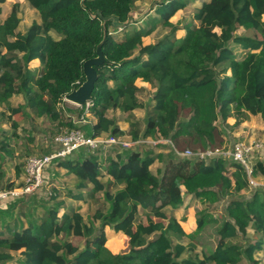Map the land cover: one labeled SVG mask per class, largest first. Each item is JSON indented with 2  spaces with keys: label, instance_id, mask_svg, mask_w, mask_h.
<instances>
[{
  "label": "trees",
  "instance_id": "trees-1",
  "mask_svg": "<svg viewBox=\"0 0 264 264\" xmlns=\"http://www.w3.org/2000/svg\"><path fill=\"white\" fill-rule=\"evenodd\" d=\"M26 1L37 11L39 22L18 31L17 2L0 20V108L6 105L8 110L0 111V122L16 127L11 116L30 108L51 120L55 129L50 140L57 133L81 128L90 137L166 139L179 151L223 146L224 127L237 126L249 115L258 114L264 126V0L203 1L192 14L196 24L185 25L180 36L179 26L170 19L185 1L162 2L152 23L166 33L147 44L142 38L151 28L136 29L122 40L112 36L117 27L128 24L134 0ZM4 2L0 0V5ZM238 27L255 32L238 35ZM230 42L241 53L229 48ZM98 44L104 61L93 66L96 80L84 115L85 103L71 108L63 96L84 81L82 64L96 56ZM34 59L40 64L36 74L28 67ZM137 80L153 88L141 123L133 116L143 107ZM14 94L22 96L23 105H9ZM186 109L190 113L183 116ZM116 110L128 116L126 132L108 116ZM205 110L210 115L202 117ZM69 115H84L86 122L75 124ZM228 118L234 119L231 125ZM15 137V131L8 133L0 126L1 159L14 154ZM172 146L163 153L145 144L139 149L116 146L108 154L81 146L54 158L50 165L74 177L69 197L82 200L89 187L86 195L92 200L101 197V207L87 219L78 209L59 215L64 200L58 199L55 188L45 196L29 194L3 203L0 264H237L242 257L257 264L253 254L263 248L262 238L245 243L233 239L244 237L247 227L264 237V188L249 186L243 167L232 160L182 157ZM155 159L162 162L156 174L150 169ZM258 169L264 170L262 161L255 162V175ZM14 171L16 176L20 173L16 164ZM3 177L0 169V189L21 184ZM181 187L206 204L189 233L166 213L181 202ZM243 189L252 192L236 197ZM227 197L218 243L208 252H196L197 236L207 224L217 222L208 205ZM140 213L143 219L137 217ZM106 227L127 236L126 253L107 247ZM71 237H81L82 245H74Z\"/></svg>",
  "mask_w": 264,
  "mask_h": 264
},
{
  "label": "rangeland",
  "instance_id": "rangeland-1",
  "mask_svg": "<svg viewBox=\"0 0 264 264\" xmlns=\"http://www.w3.org/2000/svg\"><path fill=\"white\" fill-rule=\"evenodd\" d=\"M161 0H147V4H140L135 6L136 12L138 14V17L143 16L147 13H150L151 8L153 7L154 3H159ZM14 2L18 3V16H19V23L17 26V30L20 32H25V30L30 26V24L33 21L39 22V15L37 11L32 8L29 3L26 0H5L4 3H2L1 6V14H0V20H2L6 14L10 11L11 6ZM180 13V10L176 12V14ZM175 14V15H176ZM182 15V14H180ZM183 16V15H182ZM185 17V16H183ZM264 19V17H263ZM132 27V26H130ZM118 28V27H117ZM122 32V31H120ZM255 31L253 29H247L244 27H239L238 30L235 32L238 35H251ZM112 32V36L116 39L117 34ZM166 33V30L163 27H157L152 34L148 37L143 38V42L145 43H151L154 40L158 39L162 35ZM55 35V34H54ZM56 36V35H55ZM232 48L234 50L235 45L230 42L229 48ZM29 69L36 74L38 71L40 64L39 61L33 60L28 63ZM137 85L140 87V90L137 93V97L139 101L143 104V107L136 108L133 111L134 119L139 121L141 123L142 117L145 112L146 105L150 102V97L153 91V88L149 86L148 84H143L142 81L139 80L136 81ZM9 105L10 106H17V105H23L24 100L20 94H14L9 99ZM68 106L71 108H75L76 106H72L68 103ZM3 110L6 113L8 112L6 105H3L0 108V111ZM189 111L186 109L182 113L183 116H188ZM210 115V110H205L202 112L201 116L205 117ZM108 116H114L117 118L121 126L123 127L124 132L128 129V116L126 113H122L119 110H116L114 112H108ZM12 120L16 121L17 126L12 127L9 122L3 121L0 122V126L5 131H8V133H12L13 131L16 132V137L11 141V145L14 148V154L13 155H4L3 159L0 158V169L4 173L3 179L6 180H13L16 183H21L24 177V164L25 160L29 156H35V155H43L51 153V149H55L58 145L54 144L51 140V134L54 132L55 129L54 125L51 123V120L48 118L37 116L33 109L26 108L25 113H19V114H13ZM92 119V118H91ZM93 120V119H92ZM233 118H228L227 123L231 125L233 123ZM246 121V123H245ZM244 122L240 123L237 126H226L224 127V139L225 142L222 145H231L236 140H248L251 138L259 139L262 144L263 148L262 150L256 154L254 157V161H262L264 165V127H261V122H259L258 119H254L250 121L249 118H247ZM248 121V122H247ZM141 126V125H140ZM122 140L130 141V139L126 136V134L119 136ZM153 139H150V137H147L144 140L138 141V143H131L132 146H130L133 149H139L145 144L147 147H152L159 153H163L165 151V148L171 147L168 142H160L152 143ZM157 145V146H155ZM159 145H163L162 147ZM112 147H116V145H109L103 149H99L98 151L94 152H103V154H108ZM176 148L181 149V147L178 145ZM112 152V150H111ZM18 165L20 168V173L16 176V172H14V165ZM159 162L157 164H153L151 166V169L155 170L159 167ZM158 165V166H157ZM58 172V176L56 178H52L51 172ZM230 172V170H229ZM229 172H227L229 174ZM43 177L46 180L45 184L41 187L39 192L36 194L38 196H45L51 188H55L56 191L59 192L58 199H63L64 203L67 205L70 209L79 208L80 212L84 216L85 219L92 213V211L97 208L101 207L102 200L101 197H97L95 200H90L87 202H77L73 201L69 197V192L73 191V182L74 177L72 175H68L67 172L62 168H56L55 164H49L44 169ZM103 180L105 178H102ZM257 180H264V170L258 169L257 173ZM182 190V188H181ZM251 189H243L241 190L236 197H243L246 198L251 194ZM185 193V190H184ZM235 197V196H234ZM228 201V197L222 199L216 205H208L207 209L216 217L217 222L207 224L201 233L196 238V252L200 253L202 251L208 252L210 249L214 248V246L218 243V236H217V228L219 227L221 221L224 218V209L226 206V203ZM3 206V205H1ZM205 207V205H182L181 202L176 207H169L167 210L168 216H174V217H187L194 215V218L196 217V214ZM62 212V210H59V215ZM138 218H144V216L140 213L137 216ZM137 218V219H138ZM195 223V222H194ZM182 225L184 229L188 230L191 225L189 221L184 220L182 221ZM107 231L106 233V245L107 247L114 253L123 254L126 253L128 250V238L125 237L122 233L113 232L111 229H105ZM262 238L263 240V248L261 250L255 251L253 254V259L257 262V264H264V237H262L258 232L254 231L251 227H247V232L244 237L240 236L236 239H233L234 241L245 243L246 239L247 241H254L256 239ZM71 242L74 245L81 246L83 239L81 237H71ZM182 242H188L186 238L181 239ZM7 264H17L14 261L8 262ZM237 264H253L248 259L242 257L240 261Z\"/></svg>",
  "mask_w": 264,
  "mask_h": 264
},
{
  "label": "built area",
  "instance_id": "built-area-1",
  "mask_svg": "<svg viewBox=\"0 0 264 264\" xmlns=\"http://www.w3.org/2000/svg\"><path fill=\"white\" fill-rule=\"evenodd\" d=\"M121 29V27H118L116 31H120ZM67 103L72 106L80 107L70 102ZM89 106V101H86L84 115L88 114L87 110ZM84 115H81L80 117H77L76 115L69 116L71 117L73 123L81 125L86 122ZM140 140L141 139L127 141L120 139V137L106 135L96 137L85 136L81 128H73L57 133L53 135L51 141L58 145V149L48 154L27 157L24 164V177L21 184L11 188L0 189V204L3 205V203L13 198L29 194H37L46 182L43 177L46 166L49 165L54 158L64 157L66 154L71 153L78 147L86 146L90 148L91 151L103 149L109 145H116L125 148L129 147L131 143ZM164 141L168 142L172 146L169 140L164 139ZM151 142L155 143L153 140ZM262 148V142L259 139L254 138L248 140H236L229 146L223 145L221 147L206 148L204 150H192L185 147L183 150L179 151L172 146L174 152L182 157H195L205 161L212 158L232 160L243 167L249 186H260L264 188V180H257V175H255L254 161V157L262 150Z\"/></svg>",
  "mask_w": 264,
  "mask_h": 264
},
{
  "label": "crops",
  "instance_id": "crops-1",
  "mask_svg": "<svg viewBox=\"0 0 264 264\" xmlns=\"http://www.w3.org/2000/svg\"><path fill=\"white\" fill-rule=\"evenodd\" d=\"M169 0H161V1H159V3L157 4V3H154V5H153V7L151 8V10H150V13H147V14H145V15H143V16H140V17H138V14H137V12H136V8H135V6H137V5H140V4H147V0H134V6H133V9H132V11H131V16H130V18H129V20H128V24L124 27V29H122V30H120V31H122V32H120V31H118V32H114V33H118L117 34V37L118 38H116L117 40H122L123 38H124V35H128V34H131L134 30H141V31H145V30H148V29H152L151 30V32H150V34L149 35H147V36H144V37H148V36H150L151 34H152V32L155 30V29H157V27H161V26H159V25H157V26H153V23H152V21L155 19V18H157L158 17V15H157V13H156V8H158L159 7V5L163 2V3H166V2H168ZM185 1V7L184 8H182V9H180V13L178 14H174V16L170 19V21L171 22H173V23H177V25L179 26V30H177V32H176V35L177 36H180V35H182L183 34V32H184V30H183V27H185V25H191V24H196V21L192 18V14H193V12L195 11V9L196 8H198L200 5H201V3L203 2V1H208V0H184ZM180 14H182L183 16H185V17H183L182 15H180ZM263 17H264V15L262 16V19H263ZM264 20V19H263ZM130 26H132V27H130ZM239 28V27H238ZM238 28L236 29V31L238 30ZM165 29V28H164ZM166 30V29H165ZM235 31V32H236ZM143 37V38H144ZM143 38H142V41H143ZM144 44H147V43H145V42H143ZM234 52L235 53H241V50L238 48V47H235L234 48ZM34 60H37V59H34ZM33 61V60H32ZM38 61V60H37ZM140 82H141V80H139ZM142 83L143 84H145L146 82H143L142 81ZM147 84V83H146ZM136 85H137V83H136ZM149 85V84H148ZM150 86V85H149ZM249 119H250V121H252V120H254V119H258L259 120V122H261V127H264L263 126V122H262V120H261V118H260V116L257 114V115H249V117H248ZM117 119V118H116ZM248 122V121H247ZM117 123H118V125L120 126V128L123 130V127L121 126V123H120V121L117 119ZM245 123H246V121H245ZM127 136V135H126ZM128 138H129V136H127ZM130 139V138H129ZM131 140V139H130ZM156 144L158 143H160V142H164V139H157V140H153ZM134 144L135 143H138V141L137 142H133ZM132 143V144H133ZM154 143V144H155ZM132 144L130 145V146H132ZM129 146V147H130ZM155 146H157V145H155ZM159 146H163V145H159ZM119 148V147H118ZM126 148V147H125ZM131 148V147H130ZM154 149V148H153ZM155 150V149H154ZM165 151H167V148H165ZM164 151V152H165ZM155 152H158V151H156L155 150ZM157 162H159L160 164H159V167L157 168V169H155V170H153V169H151V166L153 165V164H157ZM153 164L150 166V169H151V171L154 173V174H156L157 173V171H158V169H160L161 167H162V162L159 160V159H155V161L153 162ZM158 166V165H157ZM65 170V169H64ZM66 171V170H65ZM15 172V171H14ZM105 179L104 180H106L107 179V177L105 176L104 177ZM9 181H13V180H9ZM16 182V181H15ZM182 188V205H206V204H202L193 194H190V193H184V187H181ZM89 189V187H87V189H85V190H88ZM83 191V199L82 200H77V199H74V198H71L73 201H77V202H87V201H90V200H92V199H90V198H88V196L86 195V191ZM93 201V200H92ZM212 205H216V204H212ZM169 208V207H168ZM168 208H167V210H168ZM75 209H78L79 211H80V209L77 207V208H75ZM61 210H62V212L64 211V210H72V209H70V208H68L67 207V205L64 203V207L63 208H61ZM61 212V213H62ZM60 213V214H61ZM179 222H180V225L182 226V228H183V230L186 232V233H189V232H191V231H193L194 230V228H195V218H194V215H192V217L190 218V216H187V217H184V216H182L181 218L180 217H175ZM182 218H184V219H182ZM184 220H187V221H189L190 222V224H193V225H191L190 226V228L188 229V230H186V229H184V227H183V225H182V221H184ZM106 230L108 229V227H106L105 228ZM110 229V228H109ZM113 231V230H112ZM107 231H105V234H108V233H106ZM114 232V231H113ZM118 233H121V232H118ZM124 235V234H123ZM125 237H127L126 235H124Z\"/></svg>",
  "mask_w": 264,
  "mask_h": 264
},
{
  "label": "water",
  "instance_id": "water-1",
  "mask_svg": "<svg viewBox=\"0 0 264 264\" xmlns=\"http://www.w3.org/2000/svg\"><path fill=\"white\" fill-rule=\"evenodd\" d=\"M104 61L101 53L100 44L96 47V56L86 59L82 64L84 81L77 87L66 93L63 98L65 101L81 106L90 100L91 91L96 80L94 65H100Z\"/></svg>",
  "mask_w": 264,
  "mask_h": 264
}]
</instances>
